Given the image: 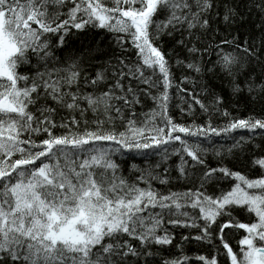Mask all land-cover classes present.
I'll use <instances>...</instances> for the list:
<instances>
[{
  "label": "snow or ice",
  "instance_id": "6c2138e0",
  "mask_svg": "<svg viewBox=\"0 0 264 264\" xmlns=\"http://www.w3.org/2000/svg\"><path fill=\"white\" fill-rule=\"evenodd\" d=\"M0 264H264V0H0Z\"/></svg>",
  "mask_w": 264,
  "mask_h": 264
},
{
  "label": "trees",
  "instance_id": "16d2710c",
  "mask_svg": "<svg viewBox=\"0 0 264 264\" xmlns=\"http://www.w3.org/2000/svg\"><path fill=\"white\" fill-rule=\"evenodd\" d=\"M190 255H195L196 254V249H195V247H193L192 249H191V251H190V253H189Z\"/></svg>",
  "mask_w": 264,
  "mask_h": 264
}]
</instances>
